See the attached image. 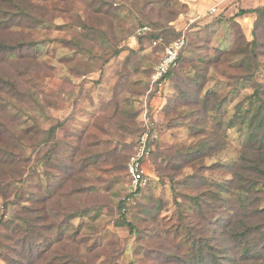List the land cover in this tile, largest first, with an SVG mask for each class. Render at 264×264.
Wrapping results in <instances>:
<instances>
[{
  "label": "rangeland",
  "instance_id": "rangeland-1",
  "mask_svg": "<svg viewBox=\"0 0 264 264\" xmlns=\"http://www.w3.org/2000/svg\"><path fill=\"white\" fill-rule=\"evenodd\" d=\"M166 3L0 0L4 13L0 38L18 44L23 36L27 45L0 53V220L12 218L34 198L42 199L56 184L47 201L49 208L66 204L65 210L79 198L82 206L99 205L98 218L71 216L66 218L67 227H61L67 233L81 227L90 236L87 245L92 261L88 264H195L188 258L194 242L222 246L229 250L228 256L236 257V264H262L242 258L241 248L228 237L217 241L221 235L215 218L229 212V203H222L214 182L232 179L231 165L242 158L253 167L251 159L261 146L256 137L250 138L258 119L252 114L257 101L250 96L253 85L261 84L260 95L264 97V17L260 20L254 12L237 17V23L227 18L241 7L264 2L171 0L177 4L171 9ZM215 5L218 10L211 12ZM10 9L16 12V19L10 17ZM199 13L204 15L198 19ZM143 24L156 31L164 26L187 31L193 34L194 47L207 48L211 58L219 54L223 58L216 64L218 70L210 67L203 79L192 74L184 82L182 75L176 74L162 96L152 95L148 109L153 110L154 120L161 121L158 129L163 139L144 165L151 182L127 215L132 231L128 226L114 225L119 217L115 206L129 181L125 156L139 134V120L142 122L139 109L144 106L139 96L160 56L151 39L140 43L136 37ZM243 35L244 42H240ZM256 37L259 45L252 52L248 42ZM116 51L119 54L112 57ZM246 73L249 80L243 78ZM148 88L145 95L151 85ZM213 93L219 106L206 112L203 119L202 100H212ZM167 99L172 107L183 104L180 110L186 116L178 118L176 126L170 125L169 114L164 117L166 106L161 110ZM194 99H198L197 105ZM188 102L190 106L184 105ZM53 126L56 129L52 132ZM201 143L208 144L210 151L199 150ZM116 150L121 152L114 158ZM197 151L202 155L196 157ZM164 152H171L173 162L180 167L170 169ZM93 156L97 164H89ZM160 166L171 172L167 175ZM221 194L235 199L236 206L244 204L237 190ZM60 210L54 208L52 218L64 223ZM257 222L264 224V217ZM98 225L107 230L103 238L93 230ZM8 231L0 226V238ZM75 238L72 235L57 245L73 249L71 239ZM0 264L6 262L0 259Z\"/></svg>",
  "mask_w": 264,
  "mask_h": 264
},
{
  "label": "trees",
  "instance_id": "trees-1",
  "mask_svg": "<svg viewBox=\"0 0 264 264\" xmlns=\"http://www.w3.org/2000/svg\"><path fill=\"white\" fill-rule=\"evenodd\" d=\"M166 5L168 9L173 8L174 6L177 7V4L170 3L171 0H166ZM146 4H150V2H147ZM140 11L142 10L139 8ZM146 10H144L145 13ZM172 12V11H171ZM257 13L258 19L261 20L262 17H264V4L259 5L257 7H241L237 13H235L231 18H227V20L233 21V23L236 22L237 17H241L244 15H247L249 13ZM10 17H13V19H16V12H13L11 9L9 11ZM3 10L0 11V20L2 19L1 16H3ZM175 15V14H174ZM199 19V18H198ZM220 19H223V16H220ZM197 20V19H196ZM194 20V21H196ZM259 20V21H260ZM193 21V22H194ZM259 21L256 23L257 27L259 26ZM145 26H148L147 24H143ZM144 26H139L138 29ZM175 27V26H174ZM173 26H169V28L165 29V26L162 27L159 30H154L153 28L145 31H138L135 32L136 37L139 39L140 43H143L147 39H151V41L155 42L156 40L163 38V43H157L155 44V48L157 51H159L160 56L158 58L157 64L160 60V57L165 52V47L168 45L171 41L179 38L182 36V34H186V42L181 51L178 55V64L175 67L170 68V70L164 75L163 79L165 80V86L168 84V82L171 81L172 78L175 77L176 74L182 75V80L186 82L187 76H191L192 74H196L200 76L202 79L207 76V73L209 72L210 67H216V64L218 61H220L221 58L220 54L217 57L211 58L207 55V48L202 47H194V43L192 41L191 35L187 31H182L174 28ZM157 29V28H155ZM257 30V28H256ZM170 38H169V37ZM238 40L240 42H244V35L240 37ZM228 41V40H227ZM237 42V40L235 41ZM249 48L252 47V52L254 51V48L257 47L258 41L257 37L253 40L248 42ZM24 46H27L24 40V37L22 36L20 38V42L18 41V44L14 43L11 44L9 42H6L5 40L0 38V53H4L7 51L22 49ZM189 48H191V53L188 52ZM239 49H246V48H239ZM219 50V49H218ZM118 51V50H117ZM115 52L112 57H116L119 52ZM245 51V50H244ZM239 53H242L243 51H238ZM240 56H244L241 55ZM250 61V57L243 61L245 64ZM192 62V63H191ZM186 68H183L182 66L184 64H187ZM243 63L241 65H243ZM156 64V66H157ZM155 66V68H156ZM155 68L153 69V73L155 72ZM218 70V68L216 67ZM152 73V74H153ZM191 73V74H190ZM244 79L249 80L248 74H244ZM200 83V82H198ZM151 85V79L147 83V86H145L144 92L139 96L141 105L144 106V102L146 97H148V102L151 101L153 96L155 95V91L149 92L148 95H145V91L148 88V86ZM199 85V84H197ZM261 84H254V92L250 97H254L257 101V109H254V112L252 114L256 116L258 119H256L254 128L252 133L250 134V138L256 137V144H261V146L258 149V151L254 152V158L251 159V161H254V166L250 167L247 166L248 162L244 158L234 162L231 165L232 168V174L233 178L221 182H214V185H216L219 188V193L229 194L232 193V191L237 190L239 192V197L242 198V203H244L241 206L235 205V199H232V197H223L220 193V199L223 204H226V208L229 212H222L221 216L215 218L216 223L218 224V227L220 228L218 231L220 232V238L217 239V241H222V238L224 236L228 237L229 240L234 242L238 247L242 250V258H245V260H253V261H259V263L264 264V224L258 223L257 218L263 216L264 217V205L262 204V200L264 199V190H262V187H264V97L260 95L261 93ZM166 91L164 87V92ZM153 93V94H151ZM186 93V94H185ZM145 95V96H144ZM153 95V96H152ZM187 95V92H184V96ZM199 96V93L197 92L195 99ZM143 97V98H142ZM216 93L212 94V100H208L206 97L202 100L203 106L200 109V111H203V119H206V112L208 113L210 109H216L219 106L218 97ZM144 99V100H143ZM172 99V98H171ZM194 102V105H197L196 100ZM191 102H188L187 104L184 103V105L190 106ZM171 100L168 103V99L162 109L165 108L166 112L164 117H166V114L170 115L169 121L171 126H176V121L180 117H185V112L180 110V107L183 104H180L179 102L174 105V107L171 106ZM143 109V107H142ZM139 109V114L140 110ZM163 111V110H162ZM161 111V113H162ZM251 111V109H250ZM259 111V113H257ZM190 112V110H189ZM239 112V111H238ZM236 113V118L237 114ZM160 113V114H161ZM173 115V116H172ZM161 119V115L159 116ZM172 117V118H171ZM240 117V115L238 116ZM142 122L139 120V125L137 126V130L139 134L137 135L136 139L131 144V151L129 155L125 156V167H126V175L127 179L129 180V172H128V162L130 159V156L134 153L135 147L137 144L138 138L143 134L145 130V124L143 121V118L141 117ZM156 121V127H161V121L159 119H155ZM191 124V121H189ZM187 122V123H189ZM56 127L53 126V128L50 129V131H55ZM201 130L203 128H200ZM203 131V130H202ZM162 136L151 143L154 145V149L151 152L149 156V160H151L160 147V144L162 142ZM206 143H201V147L198 148L199 150L201 148H206L209 150L211 147L207 146ZM250 144L248 148L251 146ZM210 151V150H209ZM116 156L114 158H117L120 156V150H116ZM164 157L168 158V166L170 169H176V167H180V165H177L173 162V154L171 152H164L162 153ZM202 155L200 151L196 152V157ZM94 156L91 158L90 163H95L93 160ZM124 158V157H123ZM96 162L95 164H97ZM160 169L164 173H170L171 170H168L169 168L160 166ZM172 176L173 174H169ZM128 183V181H127ZM56 184L49 187L47 189V192L45 193L44 197L42 199L34 198L32 200V204L26 206L23 205L22 208L16 215L12 216V218L8 219L7 221H1L0 220V226H5L9 229V231L0 238V259H3L6 264H88L91 260V249L87 245L88 238L90 239V236H86L87 232H83L81 227L75 228L74 232H68L66 230L61 231V227H67L68 224V217H75L76 215H82L88 214L90 217H92V220L99 217V214L96 215L97 207H99L96 202L92 203L91 205H83L82 198H79L78 200L74 201L71 206L65 207L58 205L57 207L49 208L47 201L51 200L52 195L54 194ZM147 187V186H146ZM140 189L139 191V197L137 199V202L133 204V206L128 205L127 201L124 200V197L128 194L126 193L127 190H125L121 193V195L117 199V203L115 206V215L119 214V217L115 220L114 225L117 227L120 226H128L134 230V226L132 225V222L128 221L127 215L131 212L132 208L135 207L140 200L141 196L144 194L145 188ZM84 191V190H83ZM80 191H77L76 193H79ZM231 195V194H230ZM47 197V198H46ZM80 197V196H79ZM200 203V202H198ZM54 208L60 212L59 214H62L65 218L64 223L62 221L57 222V219L52 218V213L54 212ZM203 208V207H201ZM49 210H51L49 212ZM64 210V211H63ZM74 210V211H72ZM57 215V214H55ZM241 215V219H238V216ZM89 224L88 222L86 225ZM85 225V226H86ZM263 227V228H262ZM103 227H93V230L99 233V237L103 238L105 234L107 233V230H102ZM53 231H57L54 236L52 235ZM93 233V232H92ZM257 234L258 236L255 238H252L253 235ZM76 236L75 239H71L73 245V249H67L63 244L57 245V243L62 242L65 239H69L70 236ZM79 239V241L77 240ZM100 239V238H99ZM208 240V239H207ZM209 242V240H208ZM71 243V242H70ZM218 243V242H217ZM252 244H255L254 246H250ZM229 250H226L222 246H217V244L210 245V244H202L201 242H194V248L192 250L191 256L188 258H191L195 261V264H236V257L228 256ZM221 255V256H220ZM90 259V260H89ZM92 261V260H91ZM190 263V262H189ZM133 264V263H131Z\"/></svg>",
  "mask_w": 264,
  "mask_h": 264
},
{
  "label": "built area",
  "instance_id": "built-area-1",
  "mask_svg": "<svg viewBox=\"0 0 264 264\" xmlns=\"http://www.w3.org/2000/svg\"><path fill=\"white\" fill-rule=\"evenodd\" d=\"M218 10L217 5L211 8V12ZM199 15L198 18H201ZM196 20V18H195ZM194 21V20H192ZM148 26L141 27L138 31L149 30ZM163 38H160L154 42L163 43ZM186 42V34H182L179 38L171 41L165 47L164 54L160 57V60L155 68V72L151 76V88L149 92L155 91L158 96H162L165 87L164 75L178 64V55ZM148 92V93H149ZM148 97L144 102L142 111V118L145 124V130L143 134L138 138L134 153L130 156L128 162L129 181L127 183V196L124 200L128 205H133L137 202L140 189L148 186L151 182V176L145 170V162L149 158L151 152L154 149L152 141L160 137L159 129L156 127V121L152 118L153 110L148 109L149 106Z\"/></svg>",
  "mask_w": 264,
  "mask_h": 264
},
{
  "label": "crops",
  "instance_id": "crops-1",
  "mask_svg": "<svg viewBox=\"0 0 264 264\" xmlns=\"http://www.w3.org/2000/svg\"><path fill=\"white\" fill-rule=\"evenodd\" d=\"M263 2H264V0H263ZM250 14H251V13H250ZM199 15H204V14H200V13H199L198 16H199Z\"/></svg>",
  "mask_w": 264,
  "mask_h": 264
}]
</instances>
